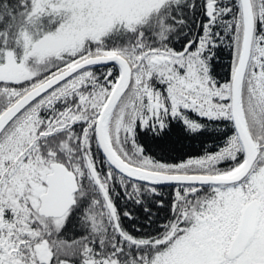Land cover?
<instances>
[{
	"label": "snow or ice",
	"instance_id": "obj_1",
	"mask_svg": "<svg viewBox=\"0 0 264 264\" xmlns=\"http://www.w3.org/2000/svg\"><path fill=\"white\" fill-rule=\"evenodd\" d=\"M0 264H264V0H0Z\"/></svg>",
	"mask_w": 264,
	"mask_h": 264
}]
</instances>
